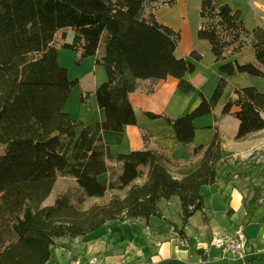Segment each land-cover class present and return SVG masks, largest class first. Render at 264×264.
Returning a JSON list of instances; mask_svg holds the SVG:
<instances>
[{"label": "trees", "instance_id": "1", "mask_svg": "<svg viewBox=\"0 0 264 264\" xmlns=\"http://www.w3.org/2000/svg\"><path fill=\"white\" fill-rule=\"evenodd\" d=\"M176 0H0V264H47L60 239L73 241L111 223L163 219L161 200H179L180 238L188 220L204 208L200 190L219 178L230 162L219 133L194 146V121L210 115L227 87V77H263L264 29L246 28L241 13L221 0H200L196 32L207 41L219 80L209 98L177 118L146 112L164 120L184 145L193 164L177 170L162 149H150L152 134L140 129L142 150L114 154L102 132H122L136 125L129 94L139 83L172 78L181 93H194L185 76L195 71L190 59L177 58L179 31L155 19L160 7ZM74 35L60 47L75 52L78 64L94 58L106 79L95 90L105 120L84 124L64 112L77 80L58 63L57 33ZM250 39L255 63L228 62ZM196 62L201 56L190 53ZM86 95L81 96L84 103ZM237 122L235 141L264 130V92L233 90L221 110ZM217 120V119H216ZM58 178L73 185L44 206ZM140 181L139 183H136ZM111 193L104 204L87 205ZM251 260L248 264H253ZM261 261V260H260ZM246 264V263H245Z\"/></svg>", "mask_w": 264, "mask_h": 264}, {"label": "crops", "instance_id": "2", "mask_svg": "<svg viewBox=\"0 0 264 264\" xmlns=\"http://www.w3.org/2000/svg\"><path fill=\"white\" fill-rule=\"evenodd\" d=\"M221 2L241 13L246 28L264 29V0ZM184 4L185 0H176L174 6L160 7L154 10L153 15L160 24L180 32L181 39L175 56L190 59L194 63V73L187 74L185 79L193 85L195 92H179L176 80L172 78L156 84L142 81L139 88L129 94L136 125L125 126L119 133L102 132V141L110 151L123 154L145 149L140 129L149 131L152 138L147 147L162 149L167 153L174 163L170 170L177 178L179 168L195 163L198 158L189 156L186 147L175 140L172 127L164 120L148 119L145 113L165 114L170 118H177L190 112L200 103L199 92L203 97L209 98L206 91L202 90L207 80L206 75L214 78L213 89L209 91L211 92L220 78L218 68L221 65L215 62L206 41L197 39L192 42L190 38L189 43L181 48L184 32L188 29L185 21L187 13L185 10H179L177 6L184 7ZM66 32L68 34V31ZM67 34L65 40L62 33H57L54 38L58 45V58L64 55L60 46L67 42ZM243 48L228 60L239 63L237 57L241 56ZM191 52L199 54L201 60H192ZM85 61H90L91 75L85 77L83 85L80 79H76V86L82 85L81 96H86L84 103L80 98L82 113L73 118L85 124L103 122L105 114L98 108L94 92L106 79L105 72L102 67L94 65L93 57L86 58ZM261 69L264 71V67ZM244 75L227 77V86L235 82V79L244 80ZM238 88L241 86L234 87ZM228 98L229 93L226 95L224 91L213 112L194 121L193 145H204L217 131L223 149L231 158L230 162L219 170L216 182L201 188L204 208L188 220L183 228V238L179 237L172 225L180 226L179 201L174 197L169 201L159 202L163 219L151 217L147 222L137 219L131 223H111L84 238L79 237L70 242L58 240V247L47 264H69L72 259L85 264L91 258H96L97 264H248L251 260H255L253 264H264V165L257 162L256 156L259 152L264 153V130L241 141H235L238 122L231 115L221 117L222 107ZM57 181L58 179L55 185ZM239 229L246 240L244 262L227 259L220 249L210 244L214 233L233 234Z\"/></svg>", "mask_w": 264, "mask_h": 264}, {"label": "rangeland", "instance_id": "3", "mask_svg": "<svg viewBox=\"0 0 264 264\" xmlns=\"http://www.w3.org/2000/svg\"><path fill=\"white\" fill-rule=\"evenodd\" d=\"M179 10L184 12V10L187 13V18H186V24H187V30L184 32V39H183V44L184 45L189 43V40L191 38L192 42L197 40L196 38V31L199 27V17H198V12H199V7H200V0H185L184 7L177 6ZM67 34V32H66ZM74 33L71 30H68L67 34V44H70L72 41ZM207 42V41H206ZM207 44V43H206ZM63 54L62 57L58 58V63L61 65V67L68 69V79L69 80H78L80 79L83 85V81L86 80V76L91 75V65L90 61H85L82 60L78 62V55L75 52H72L68 49H61ZM179 54V53H178ZM253 48L251 46V41L250 39L247 40V44L244 46L242 50V54L240 57H237L239 59V63H249L252 61H255V57ZM231 58V57H228ZM90 60V59H88ZM233 62L234 60H229L228 62ZM206 66V64H205ZM204 74L206 75L207 73L204 71ZM219 75V72H218ZM245 79L240 80V79H235V82H231L229 86L226 87L225 89V94L227 95L229 93V97L233 96V89L234 87H254L256 88L259 92L263 93L264 92V76L263 77H253L249 75H244ZM207 80L205 85L203 86L202 90L206 91L208 97L211 96L212 91L209 92L212 88L214 78L213 76H207ZM85 78V79H84ZM105 81V80H104ZM103 83V82H101ZM80 86H76L72 89L68 100L64 106V112L71 114L72 117H76V115H80L82 112L80 111L81 108V88ZM100 85V84H99ZM215 86V85H214ZM213 89V88H212ZM200 93V92H199ZM198 93V95H199ZM88 115V114H85ZM237 121V120H236ZM85 124V123H84ZM129 153V152H128ZM3 154V149L0 148V155ZM264 154V153H263ZM261 152L257 153L256 156H264ZM261 165H264V163H261ZM73 180L69 178H58L57 184L54 185L49 197L47 200L44 202V206H50L54 203L56 197L64 192L68 187H71L73 185ZM111 197V193L107 194L105 198L101 200H90L87 205H91L94 203L97 204H104L108 201V199ZM178 199V198H177ZM179 201V200H178ZM90 260V259H89Z\"/></svg>", "mask_w": 264, "mask_h": 264}, {"label": "built area", "instance_id": "4", "mask_svg": "<svg viewBox=\"0 0 264 264\" xmlns=\"http://www.w3.org/2000/svg\"><path fill=\"white\" fill-rule=\"evenodd\" d=\"M258 163H264V156L257 157ZM210 244L224 254L227 259L242 261L246 259L245 247L246 240L241 229L237 230L233 234H218L214 233L211 237ZM69 264H82L78 260H70ZM85 264H97L96 258H91Z\"/></svg>", "mask_w": 264, "mask_h": 264}]
</instances>
